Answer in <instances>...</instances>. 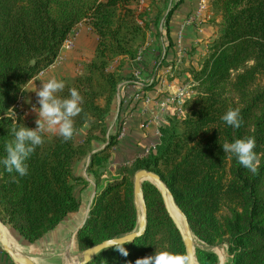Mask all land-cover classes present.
<instances>
[{
	"label": "trees",
	"instance_id": "obj_1",
	"mask_svg": "<svg viewBox=\"0 0 264 264\" xmlns=\"http://www.w3.org/2000/svg\"><path fill=\"white\" fill-rule=\"evenodd\" d=\"M211 1L220 18L219 34L209 43L200 67L190 70L194 93L183 101L184 115L161 126L155 150L121 166L117 177L95 194L74 235L78 251L137 228L133 175L146 169L158 175L193 235L205 245L195 248L198 264H218L210 248L221 244L227 246L225 264H264V0ZM136 3L0 0V156L17 126L4 116L7 109L15 110L17 124L33 128L15 107L26 84L55 61L79 23L88 21L97 35L94 57L80 73L62 79L65 87L57 93L67 97L69 89L76 88L83 97L71 139L43 133V143L27 159L28 174L23 177L0 166V221L24 245L43 242L69 214L82 211L75 186L78 181L86 186L87 181L75 175L76 164L89 157L87 171L95 183L105 170L118 134L108 133V127L122 79L111 62L119 56L135 58L146 33L157 32L160 20L167 21L171 11L151 17ZM229 108L240 110L239 128L221 120ZM249 136L255 138L259 157L255 173L221 147ZM105 142L91 154L97 143ZM141 188L146 207L143 233L102 249L86 264H136L158 254L174 264H187L181 233L159 189L149 181Z\"/></svg>",
	"mask_w": 264,
	"mask_h": 264
},
{
	"label": "crops",
	"instance_id": "obj_2",
	"mask_svg": "<svg viewBox=\"0 0 264 264\" xmlns=\"http://www.w3.org/2000/svg\"><path fill=\"white\" fill-rule=\"evenodd\" d=\"M149 1L146 0L149 16H157L160 11L166 14L171 9L170 14L167 21L160 20L157 32L146 33L145 42L135 58L119 56L111 62L110 67L118 70L122 75L108 127V133H113L116 126L119 133L108 159L110 162L112 161V168L108 167L110 173L104 172L100 183L96 184L87 171L89 157L76 164L75 175L81 177V180L87 181L85 187L79 181L75 186V189L79 187L75 194L82 199V211L69 214L67 220L58 229L47 234L44 240L47 241L45 244L51 242L59 244L62 236L65 238L67 234H70L68 241L64 242L65 252L71 251L75 245L72 236L88 216V202L91 203L95 194L108 181L117 177L119 167L131 164L134 159L145 156L147 149L156 146L160 139L159 128L176 119L174 106L170 103L160 106V102L174 94L179 86L190 81V70L200 67L201 59L206 53L209 43L219 34L220 18L211 0H206L207 9L201 12L200 18L192 24L183 23L190 14L196 11L198 0H166L165 2L156 0L151 5H149ZM75 29L77 33L73 38L72 45L68 46L63 42L55 61L31 79L19 95L15 105L16 110L22 113L26 122L33 128L37 114L32 111L31 105L37 104L38 97L34 91L29 90L34 87L39 88L41 81L52 77L59 80L74 77L81 72L83 64L94 57L97 35L89 22L82 21ZM179 36L180 46L184 52L180 62L176 63ZM158 54L159 62H157ZM170 64L174 65L173 73L166 71ZM193 93L194 91L191 90L189 96ZM25 101H31V103ZM80 132V137H82L84 129ZM103 145L104 143L101 145L97 143L95 150ZM38 248L41 247L33 244V250ZM75 263L76 261L72 264ZM0 264L16 263L0 251Z\"/></svg>",
	"mask_w": 264,
	"mask_h": 264
},
{
	"label": "clouds",
	"instance_id": "obj_3",
	"mask_svg": "<svg viewBox=\"0 0 264 264\" xmlns=\"http://www.w3.org/2000/svg\"><path fill=\"white\" fill-rule=\"evenodd\" d=\"M63 80L55 77L41 81L40 87L29 90L34 91L38 97L37 104L31 105L32 111L37 114L35 127H27L16 123V112L9 108L4 116L12 120L17 126L11 129L12 139L4 145V155L0 156V166L8 173H16L23 177L28 174L27 159L37 146L43 143L42 134L55 132L65 141L73 135V118L82 111L83 97L76 88H70L67 97H60L57 93L63 90ZM31 103V101H25ZM38 105V106H37ZM221 120L232 128L241 125L240 110L229 108L221 116ZM224 153H230L237 162L252 173L259 165L258 154L254 151L256 142L254 137H241L232 142L225 141L221 145ZM121 254L127 255L124 248H118ZM136 264H174L164 254L138 259Z\"/></svg>",
	"mask_w": 264,
	"mask_h": 264
},
{
	"label": "water",
	"instance_id": "obj_4",
	"mask_svg": "<svg viewBox=\"0 0 264 264\" xmlns=\"http://www.w3.org/2000/svg\"><path fill=\"white\" fill-rule=\"evenodd\" d=\"M105 144L106 142L101 148H103ZM95 151L96 150H93L91 154L94 153ZM147 180L153 183L159 189L162 199L164 201L165 207L181 233L182 241H183L186 256H187V264H194V261L196 260V257H195V246L196 245H194V239H197V238L193 235L186 218L175 205L170 192L167 190L165 185L161 182L158 175L146 169H139L133 175V196H134L135 204H136V201L138 200L140 203V207H141L140 212L138 211L137 228L133 230L132 232L126 233L119 237L103 240L102 242L95 244L81 251L80 260L77 261L75 264H86L93 256H95L102 249H105L107 247H112L115 245H119V244H123L126 242H131L135 237H138L143 233L145 229V224H146V207H145V203L143 200L141 185L143 181H147ZM95 192L96 191L94 190V193ZM171 208L176 210L182 216V219H183L182 227L178 223V221L175 219L174 215L172 214ZM82 224L79 227H77V229L80 228ZM77 229L75 230L74 235ZM0 243L2 245L4 252L7 253L15 263L36 264L31 258L25 257V256H19L11 249V247L9 246V241L7 239L6 232H5L4 224L1 221H0Z\"/></svg>",
	"mask_w": 264,
	"mask_h": 264
},
{
	"label": "rangeland",
	"instance_id": "obj_5",
	"mask_svg": "<svg viewBox=\"0 0 264 264\" xmlns=\"http://www.w3.org/2000/svg\"><path fill=\"white\" fill-rule=\"evenodd\" d=\"M146 3H147L146 0H143V3H141V5H139V3L137 2L135 6H138L139 8L140 7H144V8L147 9L148 5H146ZM190 78H191V75H190ZM189 83H190V81H188V82H186V83H184L182 85H186V84H189ZM261 83L264 84V79H261ZM192 84H194L193 81H192ZM189 89L193 90L192 86ZM115 132L117 133V126H116V129L113 131V134ZM117 136H119V133L117 134ZM112 150H113V147L111 148L110 153L112 152ZM108 161L109 160H107V162H106L105 170L102 172V174H101V176L99 178V181L96 184L100 183L101 177L104 174V172L110 173V171L108 170V167L112 168V161L111 162L110 161L108 162ZM117 172H118V170H117ZM91 179L93 180L92 177H91ZM78 189H79V187H77V189H75V193L76 194H77ZM88 203H89L88 206H90V202H88ZM136 205H137L138 211L140 212L141 207H140V203H139L138 200L136 201ZM4 227H5V232H6V235H7V239L9 241V246L11 247V249L16 254H18L19 256H25V257L31 258L36 264H69V262H71V264H72L73 262H75V261L77 262V261L80 260L81 251H78L76 249L75 245H74L73 249H71V251L65 252V250H64V247H65L64 246V242L68 241V239L70 237V234H67L65 236V238H64V236H62L61 237L62 238L61 243H59V244H56V243H53V242H51L50 244H45L47 241L46 242L43 241L42 243L35 244V246H40L41 248H38L37 250L36 249L33 250V244H31V245L22 244L21 242H19L12 235V233L10 232L9 228L6 225H4ZM72 237L74 238V236H72ZM196 241H197V243L195 244L196 245L195 248H203L205 246L198 239H196ZM210 249L217 254L218 259H219L218 264H225L226 263V261H227L226 257L228 259L226 244H221V245L215 246V247L210 248ZM0 251L2 253H5L3 248H2L1 243H0ZM5 255L9 256L7 253H5ZM9 258L11 259L10 256H9ZM220 260H222V261H220ZM11 261H13V260L11 259ZM220 262H222V263H220ZM16 264H18V263H16Z\"/></svg>",
	"mask_w": 264,
	"mask_h": 264
},
{
	"label": "built area",
	"instance_id": "obj_6",
	"mask_svg": "<svg viewBox=\"0 0 264 264\" xmlns=\"http://www.w3.org/2000/svg\"><path fill=\"white\" fill-rule=\"evenodd\" d=\"M139 5H141V3H143V0H138ZM207 2L206 0H198V4H197V9L194 13L190 14L187 19H185L183 24H192L194 23L195 20H197L198 18H200L201 16V12L205 11L207 9ZM76 28V27H75ZM72 29L71 32L68 34V36L66 37V39L64 40V43L68 46H71L73 43V38L76 35L77 31L76 29ZM178 48H177V55L175 57V62L179 63L180 62V58L183 51L182 46H180V36L178 38ZM175 70L174 65L170 64L167 66L166 71L169 73H173ZM190 77V75H189ZM190 85H192V79L190 78V83L186 84V85H181L177 88V90L175 91L174 94L168 96L165 98L164 101L160 102V106H165L167 104H172L175 108V115L177 119H180L183 115H184V109H183V101L189 97V94L191 93ZM160 136V133H159ZM155 150V145L153 147H151L150 149H147L145 151V154H147L150 151H154Z\"/></svg>",
	"mask_w": 264,
	"mask_h": 264
},
{
	"label": "bare ground",
	"instance_id": "obj_7",
	"mask_svg": "<svg viewBox=\"0 0 264 264\" xmlns=\"http://www.w3.org/2000/svg\"><path fill=\"white\" fill-rule=\"evenodd\" d=\"M171 212L172 214L174 215L175 219L178 221V223L181 225V227L183 226V219H182V216L176 211L174 210L173 208H171ZM10 239V238H9ZM197 243L196 239H194V245ZM19 248V247H18ZM223 256V255H222ZM224 259V258H223ZM222 261V260H220ZM222 263V262H220ZM194 264H198L197 261L195 260L194 261Z\"/></svg>",
	"mask_w": 264,
	"mask_h": 264
}]
</instances>
